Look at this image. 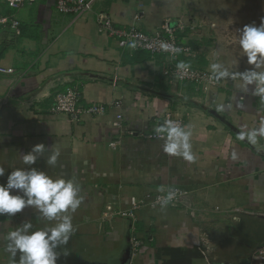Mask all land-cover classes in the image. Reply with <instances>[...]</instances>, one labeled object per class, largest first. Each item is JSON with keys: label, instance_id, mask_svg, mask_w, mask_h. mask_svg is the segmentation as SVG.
<instances>
[{"label": "crops", "instance_id": "crops-1", "mask_svg": "<svg viewBox=\"0 0 264 264\" xmlns=\"http://www.w3.org/2000/svg\"><path fill=\"white\" fill-rule=\"evenodd\" d=\"M189 5V0H100L91 11L74 16L58 13L49 0L18 9L0 0V16L18 21L17 30L0 24V66L11 69L0 73V167L6 170L0 183L8 172L27 168L22 155L44 143L34 166L72 179L84 197L74 213H65L72 216L74 232L66 246L56 249L57 264H162L168 258L164 248L201 250L203 256L190 264H264L259 254L264 247V137L255 144L247 136L240 140L208 112L218 110L238 133L259 128L264 94L253 95L257 83L246 84L231 73L252 67L241 56L238 29L258 25L264 8L255 4L233 25L222 22L227 11L219 22L208 16L216 24L198 35L193 17L200 13ZM98 11L116 27L136 25L144 32L168 21L183 42L193 38L199 67L217 75L227 69L229 76L206 91L175 82L164 74L163 56L122 50L100 32ZM212 32L215 44L201 45ZM212 64L220 69L214 72ZM72 87L80 90L83 106L104 104L106 111L83 113L76 121L53 112L54 94ZM166 113L181 119L190 133L193 161L165 153L164 139L128 134L152 131ZM52 147L60 153L55 167L46 165ZM168 187L185 190L190 206L151 205V196ZM132 197L144 202L134 218L121 215L131 208ZM24 222L39 229L60 221H46L35 206L15 216L0 215V264H19V254L13 260L5 250V236ZM132 236L142 241L135 253Z\"/></svg>", "mask_w": 264, "mask_h": 264}, {"label": "clouds", "instance_id": "clouds-1", "mask_svg": "<svg viewBox=\"0 0 264 264\" xmlns=\"http://www.w3.org/2000/svg\"><path fill=\"white\" fill-rule=\"evenodd\" d=\"M238 31L242 57H246L247 65L252 67L243 72L231 73L232 78L240 77L246 84L255 81L257 89L253 95L264 94V71L256 70L264 68V17L260 18L258 25L255 22L245 24ZM131 46L135 47V44ZM170 47L168 44H161L165 51ZM184 67H187V64L183 62L178 65V68ZM211 68L215 72L220 69V65L212 64ZM228 76L227 69L219 71V77ZM154 131L158 138L164 139L165 153L181 156L190 162L195 159L189 142L190 133L185 132L184 127L177 122L167 119ZM246 136L253 144L257 142V137H264V118L261 119L259 128L254 129L251 134L243 130L238 134L240 140H244ZM44 151V143L33 145L30 151L22 155V162L28 167L8 172L5 182L0 183V215L15 216L26 207L35 206L46 221H60L54 226L45 223L39 229H33L31 222H24L22 226L6 234L5 250L13 260L19 254V264H57L60 253L56 249L66 246L74 232L72 216L65 213H74L84 200L82 195L78 196L79 187L72 179L53 177L47 171L34 166L37 164L38 154ZM52 151L53 154L47 159L46 165L55 167L60 153L54 147ZM5 173V168L0 167V178L5 177ZM175 195V192H170L164 199V204L172 201ZM29 229L33 230L29 233Z\"/></svg>", "mask_w": 264, "mask_h": 264}, {"label": "built area", "instance_id": "built-area-1", "mask_svg": "<svg viewBox=\"0 0 264 264\" xmlns=\"http://www.w3.org/2000/svg\"><path fill=\"white\" fill-rule=\"evenodd\" d=\"M6 5L11 9H18L24 4H31L36 0H3ZM53 3L56 11L61 14H71L74 16L81 15L93 9L94 4L100 0H49ZM138 16L135 19L138 20ZM96 20L100 32H105L109 35L122 50L147 51L152 56H163L165 58L164 74L175 82L187 83L193 85L196 90L206 91L210 87L221 86L223 79L216 73L207 69L199 67L194 60V55L191 47L184 43L180 36L177 34L176 29L172 27L168 21H165L153 34L144 32L136 25H129L128 27H116L113 24L112 18L103 11L96 13ZM0 24H9L12 28L17 30L18 21L14 17L0 16ZM135 47H132V44ZM165 43L170 45V49L165 51L161 48V44ZM176 49H179L177 52ZM183 62L187 67L178 68V65ZM11 72L0 66V73ZM219 77V79H217ZM81 92L77 87L68 88L64 91H57L53 96L52 111L55 113H63L71 120H79L83 113L91 115H102L107 107L104 104L91 103L86 106L81 104ZM170 119L177 122L182 127L181 119L171 116L169 113L163 115L162 119L155 120V126L152 131L139 132L135 130H128L131 137L139 138L142 140L147 139H161L157 137L154 129L162 125L165 120ZM170 192H175L176 195L172 201L167 205L176 207L184 206L189 207L190 203L186 201L187 192L178 187H168L165 190H159L151 196L150 204L165 205L164 199ZM159 198V199H158ZM143 200H136L131 198V208L121 213L126 217L134 218L135 210L143 205ZM130 244L132 253H135L142 245V241L132 236L130 237ZM259 254L264 256V247L259 250Z\"/></svg>", "mask_w": 264, "mask_h": 264}, {"label": "rangeland", "instance_id": "rangeland-1", "mask_svg": "<svg viewBox=\"0 0 264 264\" xmlns=\"http://www.w3.org/2000/svg\"><path fill=\"white\" fill-rule=\"evenodd\" d=\"M227 1V2H226ZM190 5H189V10L192 9L193 11L199 12V18L196 16H192L193 20L195 21V26H193L194 30L193 32L198 34V35H202V31H204L206 28V26H210L216 23H212L210 24L209 21L210 19L208 18V16H212V18L214 20H218L219 22V18L220 15L221 16H225L224 14L225 11H227V16L225 17L227 20L226 21H222L223 23L226 24H235L236 20H241L242 18L245 19L247 18L246 14L248 12H250L254 7L256 6L255 4H260V8H264V0H189ZM254 3V5H253ZM227 9V10H226ZM205 15V18L203 17ZM202 18V19H201ZM207 18V19H206ZM205 21V22H204ZM260 23V21H259ZM215 27V26H214ZM146 31V30H145ZM156 30L154 31H146L149 34H153L155 33ZM188 30H186L187 34ZM189 32H191V30L189 29ZM212 35V37H210ZM210 36H208V41L204 44V42L200 41V44L205 46V45H211L212 43L215 44L216 41V36L215 33L212 32L210 34ZM202 39H204L203 36H201ZM186 42L192 51H193V57L194 60L196 62L197 59V55H199V47L197 45H192L190 41H192L191 39L193 38H189L186 36ZM229 40V38H227ZM182 40V39H181ZM196 46V47H195ZM243 56V55H241ZM196 64H198L196 62Z\"/></svg>", "mask_w": 264, "mask_h": 264}, {"label": "trees", "instance_id": "trees-1", "mask_svg": "<svg viewBox=\"0 0 264 264\" xmlns=\"http://www.w3.org/2000/svg\"><path fill=\"white\" fill-rule=\"evenodd\" d=\"M161 252L163 255L168 256L167 259L162 260V264H190L192 258L203 256V253L199 249L164 248Z\"/></svg>", "mask_w": 264, "mask_h": 264}, {"label": "water", "instance_id": "water-1", "mask_svg": "<svg viewBox=\"0 0 264 264\" xmlns=\"http://www.w3.org/2000/svg\"><path fill=\"white\" fill-rule=\"evenodd\" d=\"M208 112L210 114H212L213 116H215L216 118H218L220 121H222L223 123H225L226 125H228V127H230L231 129H233L237 134H239L236 129L231 125V123L226 120L216 109H208Z\"/></svg>", "mask_w": 264, "mask_h": 264}]
</instances>
